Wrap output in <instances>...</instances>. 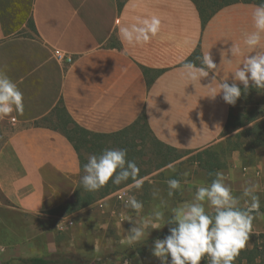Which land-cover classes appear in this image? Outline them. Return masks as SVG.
Wrapping results in <instances>:
<instances>
[{
  "label": "crops",
  "instance_id": "0c3cea01",
  "mask_svg": "<svg viewBox=\"0 0 264 264\" xmlns=\"http://www.w3.org/2000/svg\"><path fill=\"white\" fill-rule=\"evenodd\" d=\"M255 6H226L203 26L191 0H0V70L16 83L24 104L23 114L7 116L14 131L0 147V193L15 210L67 221L70 240L82 238L88 224L92 231L91 218L100 216L94 211L103 213L112 195L69 216L47 213L73 201L83 176L76 149L52 120L69 117L92 134L111 135L145 116L153 136L178 152L218 144L231 105L222 93L207 97L213 73L188 81L181 64L200 66L194 54L210 49L219 67L213 86L225 79L231 84V73L250 54L243 39ZM152 15L161 19L156 38L135 48L121 43L119 26ZM232 42L241 45V55L229 63L225 54L222 61L221 50ZM57 54L72 63L59 62ZM231 154L233 172L242 162L238 151ZM41 230L34 226V235ZM56 239L49 234L51 254Z\"/></svg>",
  "mask_w": 264,
  "mask_h": 264
},
{
  "label": "clouds",
  "instance_id": "9594fccd",
  "mask_svg": "<svg viewBox=\"0 0 264 264\" xmlns=\"http://www.w3.org/2000/svg\"><path fill=\"white\" fill-rule=\"evenodd\" d=\"M251 28L243 39V46L249 53L243 59L239 67L231 74L232 83L225 79L216 86V70L219 68L210 52H204L200 60V66L192 61L181 64V76L188 81H197L209 77L213 73L209 86V97L215 100L222 93V99L229 105H235L243 92L247 93L249 87L256 90H264V2L256 5L251 13ZM161 31V19L151 17L137 18L135 22L121 25L118 28V38L121 43L129 48L149 44ZM241 45L231 43L227 51L221 50L222 61L230 54L231 63L233 57L241 55ZM227 54V57L225 56ZM23 93L16 83L3 70H0V119L9 116L14 111L23 114ZM84 175L80 183L85 191H99L108 182L120 185L129 179L130 187L142 189L144 179L139 178L140 169L135 161L127 159L126 149H105L99 155H90L83 166ZM210 185L196 189L191 202H185L182 206L172 209L170 217L165 218L163 211L154 209L147 219H141L139 224L131 223L125 240L129 246L142 241L146 230L161 229L170 225L168 234L162 239L157 238L153 242L151 254L159 259L160 264H201L206 260L207 264H234L241 250L245 249L253 220L264 213L260 212V199L256 195L258 185L245 186L241 196L232 193L230 185L225 183L223 173L217 171ZM168 196L172 197L181 188V182L177 179L167 180ZM158 191L153 192L156 197ZM247 198V207H241V199ZM205 204L211 209V213L205 211ZM125 208H130L139 215L144 208L143 202L135 196H129L125 201Z\"/></svg>",
  "mask_w": 264,
  "mask_h": 264
},
{
  "label": "rangeland",
  "instance_id": "374dc122",
  "mask_svg": "<svg viewBox=\"0 0 264 264\" xmlns=\"http://www.w3.org/2000/svg\"><path fill=\"white\" fill-rule=\"evenodd\" d=\"M16 36H29L25 32H19ZM58 60V59H57ZM59 62L64 63V61ZM256 106L264 111V97L256 96ZM243 106V105H241ZM250 110L251 106H244ZM242 109V107H241ZM240 112V111H239ZM236 113V112H235ZM59 116V115H56ZM50 122V121H49ZM54 122V125L59 121ZM44 123V121L42 122ZM69 129L73 125H67ZM14 131L9 119L4 117L0 119V147L7 139L8 135ZM226 135L221 138L220 142L212 147V150L220 154L223 163L230 167L233 166V154L222 153L223 150L229 149V143L234 142L232 139L235 133ZM147 135V134H146ZM149 135V134H148ZM121 137H108L105 142L112 149H119L117 141ZM134 135H127V140L131 139L137 145L139 156L136 158L141 172L147 175L143 178L144 184L142 189L124 187L121 190L111 194L109 201L105 204V211L102 213L95 210L93 214L100 215L93 219L91 229L84 231L82 238L71 237L75 242H71L67 235V221H55L42 215H28L12 208L8 200L0 193V261L11 259L28 258V257H47L68 255L73 259H78L82 264H160L159 259L151 254L153 242L162 239L168 234L170 225L161 229L149 228L141 242L134 246H129L125 240L127 231L132 226L128 221L131 217L133 223L139 224L141 219H147L154 209L163 211L165 218L170 217L172 209L182 206L185 202H191L195 195L196 189L201 186L210 185L211 181L206 171L197 164L198 155L184 152H176L168 159L171 163L161 169L157 166L166 159L158 154L157 147L153 144L151 137L146 141L142 139L133 140ZM92 139V138H91ZM122 138L121 141H123ZM126 140V138H125ZM229 142V143H228ZM82 166L87 163L90 155L95 154L92 151L82 150ZM176 158V159H175ZM241 165L237 171L226 169L220 170L225 177V183L230 185L232 193L235 196H241L243 188L250 184L258 185L256 195L260 199V212L264 213V148H256L254 152L246 151L245 157H241ZM245 158V159H244ZM84 175V172H83ZM177 179L181 182V188L175 192L172 197L168 196L167 180ZM122 191V192H120ZM158 191L156 197L153 192ZM124 194V199L118 198L117 194ZM129 196H135L137 200L143 202V211L137 215L130 208H125V201ZM241 199L240 206L247 207L245 200ZM205 211L211 213V209L205 204ZM89 220H86L88 222ZM62 225L59 229L58 227ZM41 228L42 233L34 235L33 228ZM50 233H55L57 250L49 253L46 249V243ZM264 234V215L257 216L252 222V232L245 248H252L258 241V236ZM67 235V236H66ZM70 247H72L70 249ZM202 264V261H201Z\"/></svg>",
  "mask_w": 264,
  "mask_h": 264
},
{
  "label": "trees",
  "instance_id": "16d2710c",
  "mask_svg": "<svg viewBox=\"0 0 264 264\" xmlns=\"http://www.w3.org/2000/svg\"><path fill=\"white\" fill-rule=\"evenodd\" d=\"M191 1L195 4L199 11L203 26H205L218 11L226 6L238 3L258 5L261 2H264V0ZM32 27L35 29L33 23ZM197 57H201L199 51L194 54V58L197 59ZM241 89V97L236 101L235 105H231L230 107L229 120L222 135L226 136L231 133H235V136L232 139L234 142H228L230 146L229 149L223 150L222 153L229 152L231 154L234 151H238L243 158V156L245 157L246 151L254 152L256 148H264V111L256 106H252L257 105L255 101L256 96L262 95L264 97V90H256L250 86L248 92L244 93L243 87H241ZM244 106H251L252 108L247 110ZM58 121V124L55 126L56 129L62 131L68 140L73 144L80 157V161H82L81 152L83 149L92 151L96 155H99L105 149H112L108 146V142L106 143L105 140L110 136H114L121 137L116 144L119 149L127 150V159L136 162V158L139 156V153L136 150L137 145L135 142H132L131 139L127 140V135L131 133L134 135L133 140L142 139L146 141L147 138L151 137L153 144L158 149V154L162 155L164 159H166L164 162L160 163L156 169H161L171 163V160L168 158L171 157L173 153L178 152L175 148L164 145L153 136L145 116H142L129 128L111 135L92 134L78 127L69 117L63 121H60V119ZM69 123L73 125L72 129L68 128L67 125ZM122 138H124L123 141H121ZM197 155V162L206 171L210 180L215 178L214 175H210V173L214 174L215 172L226 169L229 166L222 162L220 154L212 150V148L205 149L197 153ZM136 164L139 167L138 162H136ZM81 168L83 172L82 162ZM146 175V172H139V178H144ZM130 184H132L131 179L126 182H122L120 185H114L110 180L107 185L95 192L85 191L82 185H79L74 193L73 201L66 202L47 213L54 216H69L81 209L93 205L98 200L104 199ZM257 238L258 241L254 243L252 248H245L241 250L239 257H237L234 264H264V234H260ZM0 264H82V262L78 259H73L72 256L59 255L11 259L7 261H0ZM202 264H207V261L202 260Z\"/></svg>",
  "mask_w": 264,
  "mask_h": 264
},
{
  "label": "built area",
  "instance_id": "2783aa9c",
  "mask_svg": "<svg viewBox=\"0 0 264 264\" xmlns=\"http://www.w3.org/2000/svg\"><path fill=\"white\" fill-rule=\"evenodd\" d=\"M56 57H57V59L60 60V61L67 62V63H69V64L72 63V59H71V58H67V57L62 56V55H59V54H57ZM123 195H124V194H120V195H119V192L117 193V196H118V198H120V199H124V198H125Z\"/></svg>",
  "mask_w": 264,
  "mask_h": 264
}]
</instances>
